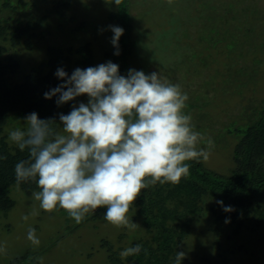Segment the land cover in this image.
Returning <instances> with one entry per match:
<instances>
[{"label": "rangeland", "instance_id": "rangeland-1", "mask_svg": "<svg viewBox=\"0 0 264 264\" xmlns=\"http://www.w3.org/2000/svg\"><path fill=\"white\" fill-rule=\"evenodd\" d=\"M55 1H29L15 10L14 18L27 22L45 16L46 23L25 33L15 48L8 40H0V61L13 53L20 64L10 75L11 81H21L47 59V49L53 46L74 49L88 42L93 55L90 67L108 61L119 65L111 55L114 33L110 26H119L111 13L118 12L120 5L114 0H70L66 15L59 20L52 11ZM127 14L134 41L129 69L158 72L169 83L181 86L189 97L185 114L191 115L205 141H213L210 148L205 142L198 145L210 152L207 161L201 159L203 165L227 174L234 167L233 150L240 137L235 132L264 111V0H128ZM25 41L31 42L30 48ZM80 59L72 51L63 65L71 71L83 69ZM88 99L78 96L73 106ZM24 122L6 124L4 138L10 145L9 132ZM9 196L14 205L5 216L0 215V264L21 256L19 264H111L101 239L120 253L133 241L148 237L141 222L133 219L132 209L128 216L139 225L134 230L105 220V207L76 223L62 208L41 209L33 194L27 195L17 185L10 186ZM34 210L38 215H31ZM95 214L103 217L91 219ZM213 225L207 211L196 217L183 244L186 256L181 264H264V222L257 231L246 224L236 235L226 222L220 223V246L214 244L217 237L209 230ZM29 227L36 230L39 246L28 240Z\"/></svg>", "mask_w": 264, "mask_h": 264}, {"label": "clouds", "instance_id": "clouds-1", "mask_svg": "<svg viewBox=\"0 0 264 264\" xmlns=\"http://www.w3.org/2000/svg\"><path fill=\"white\" fill-rule=\"evenodd\" d=\"M114 2L119 5L120 0ZM110 27L111 43L118 48L124 29ZM56 75L64 83L44 93L46 99L59 93L58 105L81 95H87L88 102L60 114L62 131L53 127L54 119H40L33 112L25 117L26 128L8 134L11 143L29 151L30 159L15 165V178L18 184L37 182L40 191L33 197L41 209L62 208L81 223L86 214L106 207L105 220L134 230L139 225L128 213L143 189L156 183L179 184L190 175L189 161L208 160L210 152L198 145L205 142L210 148L213 141H205L191 115L185 114L188 95L158 72L129 69L124 76L118 64L108 61L76 68L70 76L60 68ZM31 215L38 213L34 210ZM27 238L34 246L41 243L32 227ZM142 250L148 254L136 244L121 251L120 257L136 256ZM185 256L177 251L175 264Z\"/></svg>", "mask_w": 264, "mask_h": 264}, {"label": "trees", "instance_id": "trees-1", "mask_svg": "<svg viewBox=\"0 0 264 264\" xmlns=\"http://www.w3.org/2000/svg\"><path fill=\"white\" fill-rule=\"evenodd\" d=\"M34 0H0V40H8L10 47L15 48L29 30L46 23L45 16L38 21L27 19V22L14 18L15 10L25 7ZM32 2V3H33ZM25 5V6H24ZM118 12L111 13L119 27L124 29L119 38L118 48L112 44V57L119 62V72L127 76L128 57L134 48L130 37L131 23L128 11V0H121ZM70 0H56L52 11L59 20L66 15ZM10 9L11 11H5ZM15 22V24L11 22ZM83 25V23H81ZM33 35V33H31ZM26 42V41H25ZM31 47V42H26ZM5 50V48H1ZM47 59L32 67L21 81L13 82L10 75L20 66L13 53L0 61V215L5 216L13 207L14 202L9 196L11 185H17L27 195L40 191L36 181L28 180L19 184L15 178V165L20 161L30 159L27 149L21 151L15 144L10 145L4 138L5 126L16 120L25 121V117L33 112L40 119H54L53 127L58 130L60 114H67L77 97L64 104H57L59 93L46 99L44 93L64 83L56 72L62 68L70 76L73 71L64 67L68 54L78 53L83 69L93 63V55L88 42L72 49H62L57 46L48 47ZM119 51V55L116 52ZM13 52V51H12ZM66 52V53H65ZM25 123V122H24ZM26 123L20 129L26 128ZM15 128H19L18 123ZM239 141L234 146V167L227 174L218 173L203 165L202 161H189L190 175L182 178L179 184L156 183L141 191L132 204L134 216L138 219L147 238L133 241L129 247L136 244L147 249L139 255L121 258L120 253L113 249L107 239H101V246L106 248L107 260L111 264H175L177 251H183L185 239L191 234L193 221L198 215L207 211L215 223L209 230L217 238L221 235L220 223L226 222L233 228V234H238L246 224L257 231L264 222V111L245 127L237 129ZM222 201L223 204L217 203ZM231 206L230 212L224 211ZM102 211H107L106 207ZM102 214H95L91 219H101ZM241 247V246H240ZM24 256L14 258L10 264H19ZM185 258L182 260L184 261ZM181 261V262H182ZM32 264H37L32 261Z\"/></svg>", "mask_w": 264, "mask_h": 264}]
</instances>
